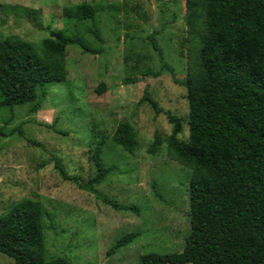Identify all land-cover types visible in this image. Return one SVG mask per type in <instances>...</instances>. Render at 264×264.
I'll list each match as a JSON object with an SVG mask.
<instances>
[{"label": "rangeland", "instance_id": "rangeland-1", "mask_svg": "<svg viewBox=\"0 0 264 264\" xmlns=\"http://www.w3.org/2000/svg\"><path fill=\"white\" fill-rule=\"evenodd\" d=\"M122 2L0 0L3 37L38 43L49 30L62 29L102 48L92 54L68 45L65 81L37 88L33 102L0 107V215L21 200L39 201L47 260L62 256L72 264H135L148 252H180L190 230L191 170L168 157L164 141L156 154L148 148L155 133L164 140L173 129L165 111L181 120L179 138H188L186 88L162 64L178 79L193 75L199 44L187 33L184 0H127V12L112 10ZM81 3L96 8L102 42L87 33L90 20L62 15L65 7ZM149 35H155L162 58ZM146 68L161 73L126 82ZM101 82L105 89L97 94ZM145 90L163 111L142 99ZM125 121L137 133L132 153L113 141L116 127ZM96 145L103 165L115 168L90 192L63 179L55 165L86 182L96 171L91 159ZM96 194L134 204L138 212L114 210ZM130 232L137 234L130 244L106 254L119 236ZM0 264L14 261L0 253Z\"/></svg>", "mask_w": 264, "mask_h": 264}, {"label": "trees", "instance_id": "trees-1", "mask_svg": "<svg viewBox=\"0 0 264 264\" xmlns=\"http://www.w3.org/2000/svg\"><path fill=\"white\" fill-rule=\"evenodd\" d=\"M184 1L187 33L199 44L198 67L184 79L176 78L164 63L162 68L186 88L188 138H179L181 120L165 111L173 129L164 140L155 133L148 151L156 154L164 141L168 157L191 170L190 230L180 252H148L135 264H264V0ZM126 7L127 0H123L111 8L127 12ZM136 8L141 14V6ZM95 14L96 8L86 3L62 11L64 17L78 22L90 20L87 33L102 42ZM155 35L148 39L162 58ZM73 44L92 54L102 51L83 36L67 35L62 29L49 30V36L38 43L0 35V107L33 102L37 88L65 81L66 48ZM123 61L127 63L128 56ZM160 73L161 69L146 68L140 77H128L126 82ZM104 89L101 82L95 92L101 94ZM142 99L156 112L163 111L146 90ZM113 141L132 153L136 130L122 122ZM100 151L96 145L91 155L96 171L86 182L79 183L76 176L55 167L63 179L94 192L115 168L103 165ZM96 197L114 210L138 212L134 204L106 195ZM136 237L134 232L119 236L106 254ZM0 253L14 264H72L62 256L45 258L43 212L40 202L33 199L21 200L0 215Z\"/></svg>", "mask_w": 264, "mask_h": 264}]
</instances>
